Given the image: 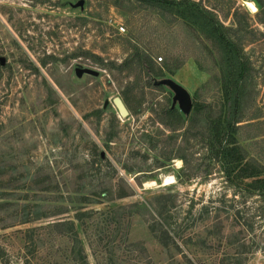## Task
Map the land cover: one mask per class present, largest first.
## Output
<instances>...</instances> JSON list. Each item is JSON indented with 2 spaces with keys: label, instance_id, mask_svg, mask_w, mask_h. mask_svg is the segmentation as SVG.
I'll list each match as a JSON object with an SVG mask.
<instances>
[{
  "label": "rangeland",
  "instance_id": "1",
  "mask_svg": "<svg viewBox=\"0 0 264 264\" xmlns=\"http://www.w3.org/2000/svg\"><path fill=\"white\" fill-rule=\"evenodd\" d=\"M174 1L0 0V264H264V191L210 138L232 118L264 170V0ZM166 192L169 246L134 205Z\"/></svg>",
  "mask_w": 264,
  "mask_h": 264
},
{
  "label": "trees",
  "instance_id": "2",
  "mask_svg": "<svg viewBox=\"0 0 264 264\" xmlns=\"http://www.w3.org/2000/svg\"><path fill=\"white\" fill-rule=\"evenodd\" d=\"M139 2H145V3H159L164 4L167 6H179V2H175L174 0H137ZM261 6L263 5L260 0H258ZM182 4V3H181ZM194 8H190L192 10ZM262 11L260 10L259 13H257V17L260 19ZM183 17L191 16L193 18L197 17L196 13L192 14H185L182 12ZM196 20V19H195ZM262 22V20H261ZM221 38L225 41L227 46L231 48V57L239 58L241 50L239 49L237 43L234 41H229L225 39V37L220 34ZM134 61H127V65L131 66L133 65ZM140 67L142 64V61H139ZM146 63L149 67V69L154 72L158 76L163 75V70L158 68L154 61H152L151 57L146 58ZM126 66V65H125ZM239 70V78L232 76V82L236 81L235 84L239 83L240 78L244 76L245 70H246V62L241 61L240 66L238 68ZM234 90V88L231 87V92ZM129 97L125 94L123 96V100L126 103L128 109H132L131 105L129 103ZM163 124L165 127L169 130L178 131L181 130V126L184 123V119L177 109H170L166 111L165 117L163 119ZM211 134H213V137H210L219 147V151L223 152L222 157H224L225 162L227 164V172L228 175L231 174V169L235 170V180H243V179H252L253 183L250 184V187L252 189L264 191V170L261 168V166L254 161H250L247 158L246 152L244 147L241 145L236 133H237V127L235 126V123L233 119L231 118V122L225 123L223 118L221 116L215 117L211 130ZM221 154V152L219 153ZM94 197L97 195L96 193H93ZM129 195L126 192H122L119 195H113V192L110 191V193L104 198H107L108 200H115L118 198H123ZM94 200V199H93ZM176 199L171 193H162L158 196L153 197L151 200H145L141 203H135V206L141 205V207L147 208L152 212V216H154L153 223L149 224V228L151 231L155 234V236L163 243L165 246H169L175 239L173 235L171 234L170 227L167 225L166 220L168 218V211L171 207H175ZM132 212H139V211H132ZM123 214V213H122ZM125 218V215L122 216V220Z\"/></svg>",
  "mask_w": 264,
  "mask_h": 264
},
{
  "label": "water",
  "instance_id": "3",
  "mask_svg": "<svg viewBox=\"0 0 264 264\" xmlns=\"http://www.w3.org/2000/svg\"><path fill=\"white\" fill-rule=\"evenodd\" d=\"M85 72L92 73V74H97L98 73L97 71H94V70L89 69V68H78L77 69V73H78L79 76L83 75ZM177 92H178V95H179V97H180V99L182 101L183 107L186 108L188 103H189L187 97H185L180 91H177ZM114 103H115L119 113L121 114V116L127 117L130 114V111H129L126 103L122 99V97L116 96L114 98Z\"/></svg>",
  "mask_w": 264,
  "mask_h": 264
},
{
  "label": "bare ground",
  "instance_id": "4",
  "mask_svg": "<svg viewBox=\"0 0 264 264\" xmlns=\"http://www.w3.org/2000/svg\"><path fill=\"white\" fill-rule=\"evenodd\" d=\"M247 4L249 5V7H250V9H251L252 11H256V10H257V6H256V4H255L254 2H252V1H248ZM170 182H171V181H170Z\"/></svg>",
  "mask_w": 264,
  "mask_h": 264
},
{
  "label": "built area",
  "instance_id": "5",
  "mask_svg": "<svg viewBox=\"0 0 264 264\" xmlns=\"http://www.w3.org/2000/svg\"><path fill=\"white\" fill-rule=\"evenodd\" d=\"M121 29H122V30H125V28H124V27H121ZM263 259H264V255H263Z\"/></svg>",
  "mask_w": 264,
  "mask_h": 264
}]
</instances>
